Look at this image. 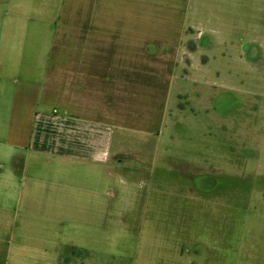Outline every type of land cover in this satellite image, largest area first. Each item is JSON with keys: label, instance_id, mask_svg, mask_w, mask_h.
<instances>
[{"label": "crops", "instance_id": "0c3cea01", "mask_svg": "<svg viewBox=\"0 0 264 264\" xmlns=\"http://www.w3.org/2000/svg\"><path fill=\"white\" fill-rule=\"evenodd\" d=\"M155 1L0 0V264H72L75 251L83 264H95L90 248L58 234L56 212L96 207L104 193L99 184L139 157L128 148L129 134L158 144L178 80L210 83L208 67L219 54L200 43L203 30L194 37L195 23L174 39L132 25L137 5ZM219 2L231 10L222 16L202 11L196 24L219 35L223 55L228 35L256 58L262 48L251 49L254 40L243 44L240 8L264 0ZM83 3L87 10L80 13ZM115 4L125 11L115 13ZM71 6L84 21L58 28L56 42L39 52L29 48V34L45 33L34 20L50 23ZM34 158L56 168L29 171Z\"/></svg>", "mask_w": 264, "mask_h": 264}, {"label": "rangeland", "instance_id": "374dc122", "mask_svg": "<svg viewBox=\"0 0 264 264\" xmlns=\"http://www.w3.org/2000/svg\"><path fill=\"white\" fill-rule=\"evenodd\" d=\"M219 1L137 5L140 15L132 25L167 31L174 39V32L195 23L194 37L203 30L200 43L219 57L210 61V83L178 80L173 85L155 148L133 135L125 138L139 157L126 160L111 180L99 184L104 193L96 207L56 212L62 223L58 234L90 248L95 264H264V4L243 2L240 8L243 44L254 40L249 47L262 48L254 58L256 52L244 51L247 47L228 41L233 38L228 35L223 55L217 50L219 35L196 24L202 11L222 16L231 10ZM123 7L115 4V13ZM86 10L83 3L80 13ZM81 21L73 6L50 23L35 19L45 33L29 34V48L39 52L56 42L58 28ZM18 153L29 158L25 151ZM38 160L29 171L56 168L42 167ZM78 258L72 264H83Z\"/></svg>", "mask_w": 264, "mask_h": 264}]
</instances>
